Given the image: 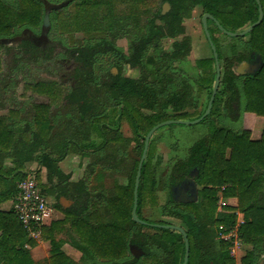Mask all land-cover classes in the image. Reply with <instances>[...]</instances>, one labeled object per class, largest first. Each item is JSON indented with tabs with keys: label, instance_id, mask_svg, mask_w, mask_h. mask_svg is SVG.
<instances>
[{
	"label": "trees",
	"instance_id": "obj_1",
	"mask_svg": "<svg viewBox=\"0 0 264 264\" xmlns=\"http://www.w3.org/2000/svg\"><path fill=\"white\" fill-rule=\"evenodd\" d=\"M49 1H69L63 9L50 13L51 29L56 22L58 29L65 33L74 30L113 34L119 22L127 24L141 14H147L149 18L145 33L132 44L129 54L119 52L106 37L74 50L64 44L68 55L74 52L72 58L76 63L71 77L74 80L71 91L64 96L62 87L52 81L28 84L26 90L48 99L45 103L33 104L31 113L28 112L27 118H24L29 121L32 114L33 125L27 122L22 130L17 131L14 122L7 125V118H0V150L11 155L16 164L15 179L7 187L8 190L0 192V204L9 199L14 200L18 183L31 172L26 168L29 162L35 160V153L39 152L36 157L39 163L51 167L54 161L62 160L69 152L83 155L91 150L95 160L90 163V168L92 174L96 173L98 182L94 189L101 190L89 192L83 182L76 184L72 189L74 205L64 212V220L41 229L45 236L70 223L74 234L70 239L71 245L81 252L82 258L76 263L61 252L59 246L54 245L48 263L182 264L185 244L180 233L142 226L132 220L134 183L145 137L161 122L187 120L190 117L197 119L207 108L206 105L204 111L198 114L188 112V108L195 107L193 86L186 80H178L173 73V63L186 61L191 53V39L185 35L183 16L199 7L203 15L210 14L226 30L237 32L258 20L256 1L161 0L170 6L166 13L161 8L151 10L158 0ZM260 1L264 12V0ZM45 13L44 0H15L12 5L0 0V39L17 37L19 28L40 29ZM210 23L212 25L208 29L220 65L224 59L221 89L216 98L230 93L226 101L228 110L239 99L238 105L242 112L264 118V18L247 35L249 53L260 57L261 66L256 74L248 76L241 84L231 69L232 61L224 58L220 40L215 35L224 33L212 20H208ZM179 36L183 37L173 43L170 53H160L155 65L156 80H151L145 65L147 50L157 47L161 39ZM27 46L32 48L31 54L38 51L36 46L25 42L23 47ZM110 53L121 55L120 64L114 65L118 73L108 71L98 81L93 71L95 59L98 55ZM124 65L138 71V76L124 75ZM197 65L204 71L198 82L202 89L209 90V100L216 75L213 54L211 58L197 61ZM212 67L214 71L211 73L208 69ZM98 93L102 97L96 96ZM61 100L68 110L75 108L72 109L74 111L60 110L57 105ZM113 101L115 105L111 107L112 120L109 121L108 116L101 111ZM53 103L58 108L55 111L52 110ZM9 114L8 119H11L18 112L10 111ZM124 121L132 130V138L121 133ZM85 141L88 145L82 143ZM155 150L152 137L142 168L138 216L148 223L170 224L166 221H151L143 216L145 208L159 206V187L168 194L165 210L188 235L187 264H237L231 256L228 243L220 239L217 241L214 228L235 227L238 214H241L243 223L238 229L239 238L252 248L240 259L239 264H257L264 253V128L258 140L251 139L249 130L235 132L224 127L212 129L190 147L185 158L171 166L163 184L154 176ZM94 167H99L100 173ZM110 171L124 178L125 184L115 180L112 188L104 190L103 177H114ZM34 173L42 193L46 194L43 190L46 186L45 175L40 170ZM4 176L5 173L0 169V183L5 180ZM190 177L199 187L198 201H175L172 189ZM219 191L225 200L223 205H218ZM217 211L220 212L219 217H216ZM132 245L143 250V259L131 257ZM33 246L35 242L28 237L14 211H0V264H35L29 251V247Z\"/></svg>",
	"mask_w": 264,
	"mask_h": 264
},
{
	"label": "rangeland",
	"instance_id": "obj_2",
	"mask_svg": "<svg viewBox=\"0 0 264 264\" xmlns=\"http://www.w3.org/2000/svg\"><path fill=\"white\" fill-rule=\"evenodd\" d=\"M3 1L10 5L15 2V0ZM68 4L69 1L52 3L49 0H44L45 8L47 5L55 7L51 9L50 13L52 11L61 10ZM165 4L167 3L158 0L157 5L151 10L154 11L158 8H161L163 13H166L170 8L164 9ZM202 16L203 12L199 7L193 9L191 13L189 11L188 15L183 16L182 25L185 27V35L191 39V53L186 61H177L173 63V73L176 75L177 79L186 80L193 86L195 107L188 108V112H195L196 114L203 112L209 102V90L202 89L200 87V83L198 82L204 71L197 65V61L212 57L211 49L201 26ZM148 18L149 15L141 14L137 15V17H134L132 20H129L127 24L119 22L117 24L116 31L113 34H106L105 32L103 34L96 32L84 33L74 30L65 33L58 29L56 22H54L55 27L51 29L50 21V28L45 39L43 38V25L40 29L35 30L19 28V35L17 36L19 39L8 43H3L0 39V115L8 117L10 116V111H17L18 113H23L22 115L25 116L28 114V112L31 113V106L33 104L45 103L48 101L46 97L38 96L31 91L26 90V86L28 84L30 85L39 81H52L56 82L62 87L64 96L67 95L69 91H71L74 85V80H72L71 77L74 70L76 69V63L72 58V54L74 55V52L72 51L68 55L66 47H70V49L74 50L85 46L89 42L93 43L101 37H106L113 42V45L119 50V52L129 54L132 51V44L136 42L143 33H145ZM211 25V23L208 24V27L211 28ZM215 35L220 40V47L224 54V58L228 59H232L234 55H238L239 53L232 50L233 45L242 48V46H246V43L249 41V37H245L240 40H233L229 37H226L225 34V36L219 33H216ZM182 37L183 36L161 39L157 47H150L147 50L145 65L150 72L151 80H156L155 65L159 60L160 53H170L173 50V43ZM25 42L36 46L38 51L31 54L30 52L32 51V48L28 46V48L23 47ZM121 61V55L118 53H110L101 56L98 55L93 65V71L96 79L100 81L107 75L108 71L112 72L113 74H117L118 70L114 67V65L116 63L120 64ZM223 70L224 59L221 61V75L223 74ZM208 71L212 73L214 71L213 67L208 69ZM123 74L129 77H137L139 73L138 71L130 69L128 66L124 65ZM238 74L239 76L237 77V82L241 84L245 77H242L241 73ZM220 89L221 86H219V90ZM99 94L100 93L96 94V96ZM229 95L230 93L215 98L208 118L203 120L201 123L191 126L169 125L162 127L155 132L153 135V141L155 143L156 150L155 156L153 158V169L154 176L160 181V183L163 184L168 178L171 166L177 160L185 158L190 147L199 139L206 136L210 131H212V129L224 127L235 132L249 130L248 127H250V121L252 119L250 116L251 113H244L240 110L238 105L239 99H236L237 102L235 100L228 110L226 107V101ZM99 96L102 97V95ZM53 105V111L59 108L62 111L72 112L74 111L72 109H75L69 108L70 110H68L65 104L62 103V100L57 105L59 106L58 108L55 106L56 103H53ZM114 105L115 103L113 101L111 105L106 106L101 111L103 114L108 116L109 121L112 120L111 107ZM145 113L150 114L149 111H145ZM192 120L195 119H191L190 117L186 121ZM263 128L264 124L261 131H263ZM121 131L125 137H133L132 130L127 121H124ZM249 131L251 132V139L253 140V134L258 133L260 129L256 128L254 131ZM82 143H84V145H88V142L86 141ZM133 144L130 146V149L133 147ZM92 154L94 155L91 150H88L83 155L76 154L73 155V157H80L79 159L82 161L83 166L87 165L90 168V163L95 160V156ZM134 156L139 158L138 154H135ZM70 159L72 158L70 157ZM30 164L31 162H29V165ZM82 168L84 169L85 166ZM99 169V167H94V170H96L98 173H100V171H98ZM30 171L34 172L35 169ZM110 174H112L111 176H115L111 171ZM188 180L192 181L190 178ZM120 183L125 184V179L122 178ZM108 185H111V182H109ZM178 186H175L172 189V193H176V195H178L177 193H179V191H176ZM157 195L159 197V206L156 208H145L143 211L144 218L155 222L166 221L171 225L178 226V221H176L173 217H170L168 211L165 210V207L168 204L167 192L159 189L158 187ZM221 196V192L219 191L218 205H221V203L225 202ZM48 202L50 201L48 200ZM219 214L220 212L217 211L216 217H219ZM242 221L243 216L238 214L237 224ZM214 229L216 231L217 241L222 239V236L228 237L229 251L234 257L236 263L239 264L240 259L244 257V255L251 249L250 245L249 247L242 245L240 240L237 239V234L234 227H221L220 230L218 228ZM224 230H227L228 234H223ZM131 249L130 255L133 259H143L144 253L139 246L132 245ZM257 264H264V253L258 260Z\"/></svg>",
	"mask_w": 264,
	"mask_h": 264
},
{
	"label": "crops",
	"instance_id": "obj_3",
	"mask_svg": "<svg viewBox=\"0 0 264 264\" xmlns=\"http://www.w3.org/2000/svg\"><path fill=\"white\" fill-rule=\"evenodd\" d=\"M127 76V75H126ZM133 77V76H130ZM23 113H18L14 118H10V116L5 117L6 119V124L11 125L12 122L15 123V128L17 131L22 130L24 126L28 123L32 124L34 123L33 121V116L31 114L30 120L27 121L24 119L25 117L27 118V115L23 117ZM252 117L250 127H248L249 130L254 131V129H260L258 133H254V139L253 140H258L261 136V129L264 124V118L257 117L254 114H250ZM53 112H51V118H53ZM0 118H4V115H0ZM7 152H2L0 150V169L5 173V180H2V183H0V192H3L4 190H8L7 187L11 186L14 179H15V167L16 164L14 163V158L11 155H7ZM39 152L34 154V159L31 161V164L27 165L28 167L26 168L27 170H34L35 171H41L45 175V181H46V186L43 188L46 194H44L50 202L49 204L52 205L54 209V216L53 219L50 220L45 227H49L51 223L53 222H62L64 220V212L70 209L74 205V201L72 199V193H73V188L76 184H79L83 182L87 190L89 192H98L101 189L97 188L94 189L95 186L97 185L96 180V173L92 174L91 169L89 166L84 165L85 168L83 169L82 167V161L77 157L73 155H76L78 153L75 152H69L62 160L60 161H54L53 164H51L49 167L48 164H42L39 163L36 160V157L38 156ZM79 156V155H78ZM70 157L72 159H70ZM69 158V159H68ZM52 165H54L52 167ZM34 171V172H35ZM122 178H118L117 176L114 177H103L102 179V186H104V190H108L113 187V184L115 180H120ZM124 179V178H123ZM111 182V185H108V183ZM122 184V183H120ZM103 188V187H102ZM66 192V193H64ZM76 195V194H75ZM222 198V196H221ZM223 199V198H222ZM13 201L12 199L7 200L6 202H2L0 204V211L2 212H9L13 210ZM225 203V202H224ZM224 203H221L223 205ZM57 204V207H56ZM74 234L71 230L70 223L65 224L63 227L55 230L54 232H48L45 236L41 234L40 238L34 240L35 246L29 247L30 255L32 260L34 261L35 264H49L48 260L51 256V250L54 245L59 246V249L61 252H63L66 256H68L71 260H73L76 263H79L82 254L79 250L74 248L71 245L70 239L73 237ZM242 245H245L242 243ZM249 247V245H245ZM251 247V246H250ZM252 248V247H251ZM251 250V249H250ZM249 250V251H250Z\"/></svg>",
	"mask_w": 264,
	"mask_h": 264
},
{
	"label": "water",
	"instance_id": "obj_4",
	"mask_svg": "<svg viewBox=\"0 0 264 264\" xmlns=\"http://www.w3.org/2000/svg\"><path fill=\"white\" fill-rule=\"evenodd\" d=\"M257 5H258V12H259V17L258 20L251 24L250 26H248L247 28L243 29L242 31L239 32H231L226 30L218 20H216L212 15L210 14H204L202 16V27H203V31H204V35L205 38L208 42V45L211 49V52L213 54L214 57V61H215V81H214V85H213V89H212V93L207 105V108L204 112V114L192 121H186V120H167L164 122H161L159 124H157L155 127H153L149 133L146 135L145 137V141H144V148H143V152L138 164V169H137V173H136V178H135V183H134V202H133V207H132V220L142 226H146V227H151V228H157V229H167V230H172V231H176L178 233H180L183 236L184 239V244H185V254H184V260L182 264H187L188 260H189V241H188V235L185 232V230L177 225H162V224H155V223H148L144 220H142L137 213V208H138V191H139V186H140V180H141V175H142V168L144 165V162L147 158V153L149 150V145H150V141L153 137V135L155 134V132L157 130H159L162 127L165 126H169V125H185V126H191V125H195V124H199L201 123L204 119H206L208 117V115L210 114L216 95L218 93L219 90V86H220V82H221V65H220V60H219V56L217 53V49L216 46L214 45L209 29H208V20H212L215 25L220 29V31L222 33H224L226 36L228 37H245L246 35L250 34L252 32V30L259 26L261 24V22L263 21L264 18V12H263V7L261 4L260 0H255ZM170 6L169 4H165L164 9H168ZM52 8V6L47 5L46 6V13H45V18H44V22H43V38L45 39L48 33V30L50 28V11ZM16 39H19L18 37H14L12 38H3L1 39V41L3 43H8L11 41H14ZM258 66H261V60L258 64ZM256 69V67H254ZM179 191V193H177L178 195H176V193H173V197L174 200L177 202H182V203H195L198 201V186L196 184V182H192V181H184L180 186H178L176 188V191ZM130 250L131 247H130Z\"/></svg>",
	"mask_w": 264,
	"mask_h": 264
},
{
	"label": "built area",
	"instance_id": "obj_5",
	"mask_svg": "<svg viewBox=\"0 0 264 264\" xmlns=\"http://www.w3.org/2000/svg\"><path fill=\"white\" fill-rule=\"evenodd\" d=\"M12 208L28 237L35 240L40 238L42 227L52 220L54 216V209L42 193L36 175L32 171L18 183V193L14 198ZM242 223L243 221L234 227L237 239L241 243L243 242L239 238L238 229ZM223 234H228L227 230H224ZM220 240L229 242L228 237L225 236H222Z\"/></svg>",
	"mask_w": 264,
	"mask_h": 264
},
{
	"label": "flooded vegetation",
	"instance_id": "obj_6",
	"mask_svg": "<svg viewBox=\"0 0 264 264\" xmlns=\"http://www.w3.org/2000/svg\"><path fill=\"white\" fill-rule=\"evenodd\" d=\"M201 26H202V19H201ZM242 30H239V31H242ZM239 31H237V32H239ZM231 32H233V31H231ZM245 37H248V36L246 35ZM245 37H238V38L229 37V38H231L233 40H240V39H243ZM248 42L246 43V46L244 45V46H242V48L237 47L236 45L232 46V50L234 52H239L238 55H234V57H232V59H230L232 61L231 69H232V71L236 77L239 76L238 73H241L242 77L247 78L248 76L254 75L258 72V68H259L258 64H259L261 59L258 55H255V54L252 55L249 53ZM254 67H256V69ZM190 179L193 181V177H190ZM187 181H189V180H187Z\"/></svg>",
	"mask_w": 264,
	"mask_h": 264
}]
</instances>
